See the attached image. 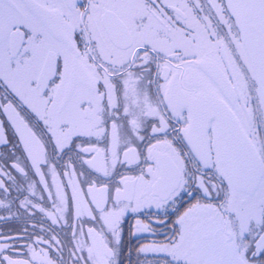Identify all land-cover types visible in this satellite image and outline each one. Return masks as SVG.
<instances>
[{
    "label": "snow or ice",
    "instance_id": "obj_1",
    "mask_svg": "<svg viewBox=\"0 0 264 264\" xmlns=\"http://www.w3.org/2000/svg\"><path fill=\"white\" fill-rule=\"evenodd\" d=\"M0 264H264V0H0Z\"/></svg>",
    "mask_w": 264,
    "mask_h": 264
}]
</instances>
